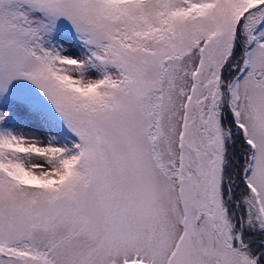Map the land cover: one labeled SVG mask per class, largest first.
<instances>
[{
    "label": "snow or ice",
    "instance_id": "1",
    "mask_svg": "<svg viewBox=\"0 0 264 264\" xmlns=\"http://www.w3.org/2000/svg\"><path fill=\"white\" fill-rule=\"evenodd\" d=\"M0 264H264V0H0Z\"/></svg>",
    "mask_w": 264,
    "mask_h": 264
}]
</instances>
